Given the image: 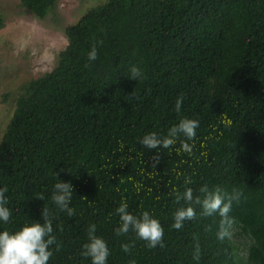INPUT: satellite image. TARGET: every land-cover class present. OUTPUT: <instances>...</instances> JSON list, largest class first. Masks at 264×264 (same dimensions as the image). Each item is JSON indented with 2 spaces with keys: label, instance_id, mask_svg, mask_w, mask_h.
<instances>
[{
  "label": "trees",
  "instance_id": "16d2710c",
  "mask_svg": "<svg viewBox=\"0 0 264 264\" xmlns=\"http://www.w3.org/2000/svg\"><path fill=\"white\" fill-rule=\"evenodd\" d=\"M52 2L19 0L40 18ZM65 35L55 67L19 88L1 134L11 215L0 227L42 221L46 207L60 244L48 264H91L81 255L90 223L107 242V264H264V0H107ZM132 65L142 79L128 78ZM182 117L199 121L191 153L175 151L179 140L155 150L138 143ZM55 172L72 184V216L51 200ZM201 185L240 192L227 217L201 214ZM186 187L196 215L176 229ZM122 199L158 219L162 245L115 233Z\"/></svg>",
  "mask_w": 264,
  "mask_h": 264
},
{
  "label": "clouds",
  "instance_id": "9594fccd",
  "mask_svg": "<svg viewBox=\"0 0 264 264\" xmlns=\"http://www.w3.org/2000/svg\"><path fill=\"white\" fill-rule=\"evenodd\" d=\"M99 43V42H97ZM97 58L96 44L91 45L87 51V59L94 61ZM129 79H142V71L135 65L130 66ZM183 101V95L177 96L175 100V110L180 111ZM199 121L189 117H182L176 124L171 126L166 135H161L157 132H147L138 141L139 144L148 149L170 148L179 140V147L175 151L191 153L192 145L187 142L192 140L196 135V129ZM184 139H180V137ZM158 154H154V161L158 162ZM57 177L53 184V191L51 193L52 202L62 211L66 212L68 216L74 214V209L70 207V202L73 195V187L70 181L61 179L57 172ZM185 183H190L188 178ZM142 185L137 182L134 184L136 191H139ZM7 186L0 187V225L6 224L9 221L11 211L8 205V197L5 195ZM199 192L201 196L195 197V202L201 207L202 215H212L217 213L220 217H227L232 202L238 200L240 192L233 190L227 192L220 187L209 188L207 185H201ZM42 199V196H37ZM177 201L189 202L178 207L173 213L172 227L180 229L183 226L184 220L192 219L196 215L195 209L191 203L194 199L193 190L191 187H186L182 196H176ZM118 216V226L114 228L117 235L126 234L129 231L146 241V246L154 248L158 244L162 245L163 227L157 218L144 210L138 215L129 211V205L125 200L121 202L114 209ZM41 220L29 219L20 226L9 230L6 227H0V264H48L49 258L52 256V247L59 249L60 244L53 232L52 222L49 218L48 209L42 208L40 212ZM219 235V234H218ZM87 239L81 245V255L90 258L91 264H107L109 256V248L107 242L102 236L96 234V225L90 223L86 229ZM125 253L129 252L130 246L127 243L121 245ZM199 259L198 248L194 256ZM130 264H134L131 261Z\"/></svg>",
  "mask_w": 264,
  "mask_h": 264
},
{
  "label": "rangeland",
  "instance_id": "374dc122",
  "mask_svg": "<svg viewBox=\"0 0 264 264\" xmlns=\"http://www.w3.org/2000/svg\"><path fill=\"white\" fill-rule=\"evenodd\" d=\"M106 1L53 0L40 18L19 0H0V138L21 85L55 67L67 43L65 29L87 9Z\"/></svg>",
  "mask_w": 264,
  "mask_h": 264
}]
</instances>
